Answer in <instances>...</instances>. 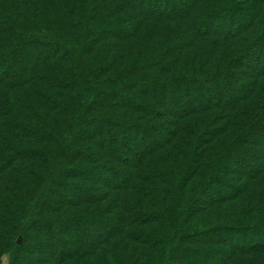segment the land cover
Segmentation results:
<instances>
[{
    "label": "trees",
    "instance_id": "obj_1",
    "mask_svg": "<svg viewBox=\"0 0 264 264\" xmlns=\"http://www.w3.org/2000/svg\"><path fill=\"white\" fill-rule=\"evenodd\" d=\"M0 264H264V0H0Z\"/></svg>",
    "mask_w": 264,
    "mask_h": 264
}]
</instances>
